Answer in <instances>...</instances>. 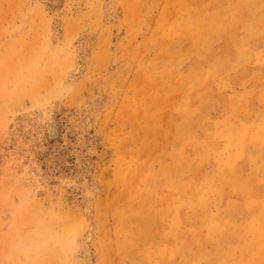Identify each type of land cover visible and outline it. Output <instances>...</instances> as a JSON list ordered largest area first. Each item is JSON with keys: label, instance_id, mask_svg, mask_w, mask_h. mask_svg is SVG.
I'll use <instances>...</instances> for the list:
<instances>
[{"label": "rangeland", "instance_id": "rangeland-1", "mask_svg": "<svg viewBox=\"0 0 264 264\" xmlns=\"http://www.w3.org/2000/svg\"><path fill=\"white\" fill-rule=\"evenodd\" d=\"M0 264H264V0H0Z\"/></svg>", "mask_w": 264, "mask_h": 264}, {"label": "bare ground", "instance_id": "bare-ground-1", "mask_svg": "<svg viewBox=\"0 0 264 264\" xmlns=\"http://www.w3.org/2000/svg\"><path fill=\"white\" fill-rule=\"evenodd\" d=\"M49 131L51 132L52 136H56L58 134L57 127H51Z\"/></svg>", "mask_w": 264, "mask_h": 264}]
</instances>
